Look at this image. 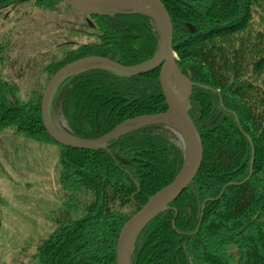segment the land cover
Listing matches in <instances>:
<instances>
[{"label":"trees","instance_id":"16d2710c","mask_svg":"<svg viewBox=\"0 0 264 264\" xmlns=\"http://www.w3.org/2000/svg\"><path fill=\"white\" fill-rule=\"evenodd\" d=\"M27 1L47 10L63 4L0 0V7ZM161 1L172 21L177 64L192 83L189 115L203 158L185 190L139 232L130 264H264V0ZM87 16L92 22L82 28L88 25L93 38L61 51L28 101L19 100L16 85L0 73V129L56 143L40 104L57 70L91 56L134 66L157 53L159 36L148 16ZM89 66L63 77L51 95L50 118L59 101L73 134L67 138L96 140L124 122L168 111L159 69L126 78ZM169 131L146 122L95 149L56 143L66 207L80 212L40 242L38 264H116L125 222L183 167L184 154Z\"/></svg>","mask_w":264,"mask_h":264},{"label":"rangeland","instance_id":"374dc122","mask_svg":"<svg viewBox=\"0 0 264 264\" xmlns=\"http://www.w3.org/2000/svg\"><path fill=\"white\" fill-rule=\"evenodd\" d=\"M63 4L55 10L40 8L31 1L0 7V73L16 85L15 96L21 101L41 91L44 69L61 51L93 38L86 33L91 31L88 25L82 28L92 20ZM164 114H170L169 109ZM50 120L59 132L73 136L59 101L53 104ZM150 122L162 123L170 130L171 140L185 159V134L166 119ZM59 169L58 144L28 139L12 128L0 129V264H38L34 254L40 242L59 221L79 214V210L72 213L66 207Z\"/></svg>","mask_w":264,"mask_h":264},{"label":"water","instance_id":"95a60500","mask_svg":"<svg viewBox=\"0 0 264 264\" xmlns=\"http://www.w3.org/2000/svg\"><path fill=\"white\" fill-rule=\"evenodd\" d=\"M72 9L87 15H112L117 11H105V7L110 4L121 2L127 9L126 13H140L148 16L154 23L159 36L157 53L148 61L134 65L124 66L115 61L102 57H85L70 62L57 70L47 83L41 98V115L44 128L48 135L59 145L79 149H95L101 147L108 139L127 131L130 128L140 126L151 119H166L167 114L157 116H143L122 123L113 131L103 137L92 141H77L67 138L57 131L51 124L49 106L52 92L57 83L71 71L90 65V69H100L113 71L126 78L146 74L155 69H159V83L163 96L168 105L171 115H174L175 125L186 133L190 140V155L184 159V164L180 172L171 183L157 191L148 198L146 203L132 214L123 225L117 240L116 264H130V254L133 249L135 239L144 226L150 222L157 214L163 211L167 205L176 199L189 185L198 173L202 158L203 145L199 131L189 115L190 95L192 83L180 70L176 62V54L173 49V25L169 13L161 0H60ZM170 78L180 85L185 84L182 98H179L169 85ZM138 124L130 125L132 122L140 121ZM167 120V119H166Z\"/></svg>","mask_w":264,"mask_h":264},{"label":"bare ground","instance_id":"6f19581e","mask_svg":"<svg viewBox=\"0 0 264 264\" xmlns=\"http://www.w3.org/2000/svg\"><path fill=\"white\" fill-rule=\"evenodd\" d=\"M127 7L121 3V2H116V3H113V4H110L108 5L107 7H105V11H117V10H126ZM169 85L171 87V90L179 97V98H182V95H183V90L185 89V84L184 85H179L177 84L174 80H172L170 78V81H169ZM166 119L168 121H171L172 123H174V120H175V117L174 115H171V114H168L166 115ZM175 124V123H174ZM185 136H186V144H187V147H188V150H187V158L189 157L190 155V140H189V137L186 133H184ZM202 140V139H201Z\"/></svg>","mask_w":264,"mask_h":264}]
</instances>
